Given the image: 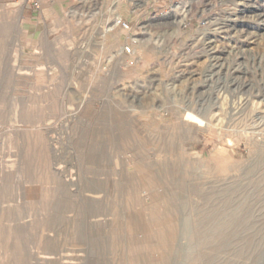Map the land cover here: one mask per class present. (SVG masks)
Masks as SVG:
<instances>
[{
    "label": "rangeland",
    "instance_id": "374dc122",
    "mask_svg": "<svg viewBox=\"0 0 264 264\" xmlns=\"http://www.w3.org/2000/svg\"><path fill=\"white\" fill-rule=\"evenodd\" d=\"M33 1L0 0V264H264V0Z\"/></svg>",
    "mask_w": 264,
    "mask_h": 264
},
{
    "label": "built area",
    "instance_id": "2783aa9c",
    "mask_svg": "<svg viewBox=\"0 0 264 264\" xmlns=\"http://www.w3.org/2000/svg\"><path fill=\"white\" fill-rule=\"evenodd\" d=\"M32 6L35 10H38L40 8V3L38 0H34L32 2ZM145 12L142 10V12H140V14H144ZM113 26H109L108 28H106L105 31L110 32L112 30H114V27H118L121 30H124L127 32V34H129V36L131 37V41L134 42L136 39L134 38V35L131 34L132 31V26L130 25V22H128L127 20L123 19L122 17H117L115 18L113 24ZM133 44L131 43H125L122 46L121 52L124 55H130L132 54V50H133Z\"/></svg>",
    "mask_w": 264,
    "mask_h": 264
},
{
    "label": "bare ground",
    "instance_id": "6f19581e",
    "mask_svg": "<svg viewBox=\"0 0 264 264\" xmlns=\"http://www.w3.org/2000/svg\"><path fill=\"white\" fill-rule=\"evenodd\" d=\"M116 2V1H115ZM118 3H121L120 2V0H118L117 1V6H119V4ZM116 5V4H115ZM255 7H257V6H255ZM176 11V13L178 12V15H181L180 17H179V19H177V16L175 17V15H177V14H173L172 16H174V19H175V21H176V23H177V25L178 24H180V23H182L183 22V19H184V16H185V10H183V8H182V6H178V7H175L174 9H173V11ZM263 13V12H262ZM254 15V14H253ZM258 15V14H257ZM119 15H117L116 16V18L118 17ZM259 16V15H258ZM263 18V17H262ZM258 20H260V19H258ZM113 26V25H112ZM104 30H106V29H104ZM184 112H185V110H183ZM186 113V112H185ZM185 115V114H184ZM187 115V114H186ZM185 115V116H186ZM184 116V117H185ZM189 116V115H188ZM196 116V115H195ZM192 117V116H191ZM188 118V117H187ZM195 119H196V117H195ZM185 120V119H184ZM194 120V119H193ZM190 121V120H189ZM196 121H198V120H196ZM200 121V120H199Z\"/></svg>",
    "mask_w": 264,
    "mask_h": 264
},
{
    "label": "crops",
    "instance_id": "0c3cea01",
    "mask_svg": "<svg viewBox=\"0 0 264 264\" xmlns=\"http://www.w3.org/2000/svg\"><path fill=\"white\" fill-rule=\"evenodd\" d=\"M26 1H28V0H26ZM34 10H32V12H30V15H34V12H33ZM28 22H29V24H36V22L34 21V18H30L29 20H28Z\"/></svg>",
    "mask_w": 264,
    "mask_h": 264
}]
</instances>
